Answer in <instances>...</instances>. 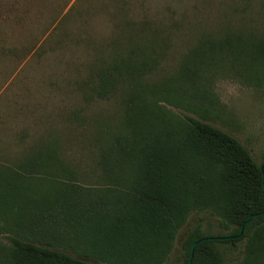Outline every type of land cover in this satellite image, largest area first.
Masks as SVG:
<instances>
[{
  "label": "trees",
  "instance_id": "obj_1",
  "mask_svg": "<svg viewBox=\"0 0 264 264\" xmlns=\"http://www.w3.org/2000/svg\"><path fill=\"white\" fill-rule=\"evenodd\" d=\"M132 25L92 67L96 98L122 91L125 105L123 124L104 134V186L73 184L75 174L51 151L29 157L19 171L0 169V235L7 238L0 264H166L192 212L220 219L229 233L218 237L236 238L214 240L196 226L182 244L181 264H264V163L227 132L165 106L210 115L202 72L217 53L232 66L241 58L246 77L263 86L264 37L206 35L178 74L147 83L163 47L147 22ZM239 241L243 258L225 261L218 243Z\"/></svg>",
  "mask_w": 264,
  "mask_h": 264
},
{
  "label": "rangeland",
  "instance_id": "obj_2",
  "mask_svg": "<svg viewBox=\"0 0 264 264\" xmlns=\"http://www.w3.org/2000/svg\"><path fill=\"white\" fill-rule=\"evenodd\" d=\"M130 22L134 29L147 22L162 44L164 58L145 80L153 83L178 74L181 61L206 35L264 37V0H0L1 170L19 171L29 157L51 151L75 174L73 184L104 186L99 165L104 134L123 124L125 105L122 91L96 98L92 67L99 56L113 53L112 43ZM204 61L210 115L204 119L165 106L232 135L262 165L264 85L246 77L241 58L235 66L219 53ZM196 226L214 237L229 233L210 213L192 212L166 264L182 263V244ZM0 242L7 243L6 236L0 235ZM218 248L225 261L237 262L245 241Z\"/></svg>",
  "mask_w": 264,
  "mask_h": 264
},
{
  "label": "water",
  "instance_id": "obj_3",
  "mask_svg": "<svg viewBox=\"0 0 264 264\" xmlns=\"http://www.w3.org/2000/svg\"><path fill=\"white\" fill-rule=\"evenodd\" d=\"M263 168V167H262ZM251 218H249L248 219V221L250 220ZM246 224V223H245ZM245 224H243V226H242V230H241V233H240V236L243 234V230H244V227H245ZM236 237H230V238H226V237H215V238H213L214 240H218V241H222V240H226V239H230V240H233V239H235ZM198 243H196L195 245H194V247H193V253H194V249H195V247H196V245H197ZM193 253H192V256H193ZM187 264H192V260L191 261H189Z\"/></svg>",
  "mask_w": 264,
  "mask_h": 264
}]
</instances>
